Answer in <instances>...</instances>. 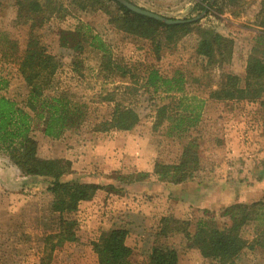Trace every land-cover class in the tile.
Here are the masks:
<instances>
[{
    "label": "rangeland",
    "instance_id": "rangeland-1",
    "mask_svg": "<svg viewBox=\"0 0 264 264\" xmlns=\"http://www.w3.org/2000/svg\"><path fill=\"white\" fill-rule=\"evenodd\" d=\"M50 1L55 5L53 14L34 31L49 54L61 57L59 83L73 102L88 107L90 116L57 141L42 138L36 123L34 137L44 144L42 157L69 161L74 175L65 180L103 189L78 206L77 242L50 252L43 240L56 234L59 225L57 216L48 211L46 183L20 178L13 164L0 154V264H97L93 244L113 228L128 231L126 244L133 252L132 263L145 264L164 219L171 222L166 241L180 252L179 264H216L202 258L175 229L192 235L201 219L223 228L229 225L220 218L224 208L264 199V180L257 179L264 171V108L258 102L209 99L210 92L225 87L227 77H237L239 86H244L247 61L254 48L264 58V0H214L210 7L204 0H128L166 19L193 24L190 33L163 46L158 55L148 41L120 31L123 16L109 0H101L100 5L98 0ZM0 3V75L8 81L4 94L24 108L28 90L19 65L29 24L18 19L15 0ZM61 31L81 35L88 31L100 36L118 68L139 63L166 78L180 72L186 91L205 101L201 121L181 136L169 135L166 123L154 127L159 98L153 89H141L140 79L133 83L118 69L113 78L108 77L98 69V54L78 50L72 44L61 46ZM212 37H220L227 50L215 52L216 63L207 68L204 60L196 58L195 49L199 39ZM130 88L133 90L124 91ZM123 92V105L139 114L136 128L131 132H93L99 117L109 112L102 98ZM193 137L200 143L203 172L191 183L159 181L155 165L177 163L184 145ZM132 175L147 177L134 183L119 179ZM262 229L264 222L243 228L241 237L247 247L237 257V264H264V250L251 247Z\"/></svg>",
    "mask_w": 264,
    "mask_h": 264
},
{
    "label": "trees",
    "instance_id": "trees-1",
    "mask_svg": "<svg viewBox=\"0 0 264 264\" xmlns=\"http://www.w3.org/2000/svg\"><path fill=\"white\" fill-rule=\"evenodd\" d=\"M109 1L114 3L123 16L120 31L135 39L148 41L154 46L155 55L160 53L163 46L174 44L191 32L193 24L185 22L179 25H165L133 14L114 1ZM204 1L206 7L212 5V0ZM128 2L136 6L133 2ZM100 4L101 0H98V5ZM15 7L18 19L23 20L25 25L29 24L28 38L19 65V73L28 93L24 108L20 107L5 96L8 81L0 75V154L13 164L20 178L41 179L46 183L48 211L57 216L59 231L54 235H48L43 241L44 246L53 252L56 247L77 242L78 206L80 203L90 201L103 187L81 183L79 180H65L74 175L69 161L41 156L45 147L34 137L36 123L40 124L43 138L57 141L69 128H79L89 119L90 114L87 111L88 107L73 102L66 87L62 82L59 83L58 75H61L63 68L61 57L49 54L40 45L34 31L50 18L55 5L50 0H44L43 3L41 0H15ZM59 42L61 46L72 44L78 50L88 49L98 54V69L108 74V77L113 78V71L118 69L122 76L133 83L140 79L141 89L147 91L153 89L159 98L157 101L159 105L154 110L156 120L154 127L166 123L169 135L181 136L194 129L201 121L205 101L196 93L186 91V80L180 72L166 78L158 71L144 68L139 63L131 64L129 68H118L113 64L106 43L100 36L88 31L84 35L61 31ZM222 46L220 37L199 39L195 49L196 58L204 60L207 68L211 67L216 63L215 52L227 50V47ZM258 54L254 48L248 58L243 87L239 86L237 77H227L225 87L220 86L219 89L210 92L209 99L217 102H258L260 107L264 108V58ZM262 54L264 55V52ZM220 56H223L222 53ZM72 65L75 66V62ZM124 96L125 92L120 95L111 93L102 98L101 102L108 107L109 112L99 117L93 132H131L136 128L140 120L139 114L135 108L123 105L126 103ZM161 101L167 103L162 104ZM169 105L172 106V110ZM202 172L200 143L194 137L184 145L177 163L171 165L158 163L154 167V174L159 181L172 185L195 182ZM146 177L147 175H132L119 179L125 180L126 183H134ZM257 177L258 181L264 180V171ZM220 218L228 220L229 225L225 224L223 228H218L206 219H201L196 224L194 234L190 235L176 229L175 232L183 233L189 245L198 250L202 258L216 264H237V257L247 247V241L241 237L243 228L250 223L264 222V199L250 205H230L222 210ZM162 223L163 228L155 234L145 264L180 262V252L166 241L171 222L164 219ZM127 237L128 231L123 228H113L103 233L93 244L97 264H134L131 260L132 249L126 244ZM253 246L264 250L263 229L251 245Z\"/></svg>",
    "mask_w": 264,
    "mask_h": 264
},
{
    "label": "water",
    "instance_id": "water-1",
    "mask_svg": "<svg viewBox=\"0 0 264 264\" xmlns=\"http://www.w3.org/2000/svg\"><path fill=\"white\" fill-rule=\"evenodd\" d=\"M112 1L121 5L122 7H124L125 9H127L129 12H131L133 14L155 20V21L160 22V23L165 24V25H169V26L170 25H179V24H183L185 22H191V21H178V20L166 19L160 15H156V14L151 13L149 11L143 10L137 6H134L126 0H112ZM213 1L214 0H212V2Z\"/></svg>",
    "mask_w": 264,
    "mask_h": 264
},
{
    "label": "crops",
    "instance_id": "crops-1",
    "mask_svg": "<svg viewBox=\"0 0 264 264\" xmlns=\"http://www.w3.org/2000/svg\"><path fill=\"white\" fill-rule=\"evenodd\" d=\"M41 135V134H40ZM42 138H43V136H42ZM187 201V200H186ZM85 203V202H84Z\"/></svg>",
    "mask_w": 264,
    "mask_h": 264
}]
</instances>
